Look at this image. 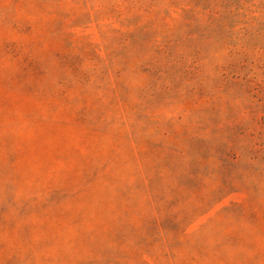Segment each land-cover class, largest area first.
<instances>
[{
  "label": "rangeland",
  "instance_id": "374dc122",
  "mask_svg": "<svg viewBox=\"0 0 264 264\" xmlns=\"http://www.w3.org/2000/svg\"><path fill=\"white\" fill-rule=\"evenodd\" d=\"M0 264H264V0H0Z\"/></svg>",
  "mask_w": 264,
  "mask_h": 264
}]
</instances>
